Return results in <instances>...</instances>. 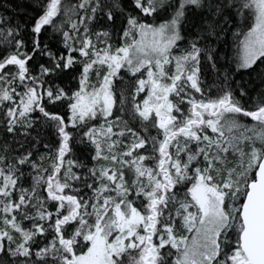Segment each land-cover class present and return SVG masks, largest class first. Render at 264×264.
<instances>
[{
    "label": "snow or ice",
    "instance_id": "obj_1",
    "mask_svg": "<svg viewBox=\"0 0 264 264\" xmlns=\"http://www.w3.org/2000/svg\"><path fill=\"white\" fill-rule=\"evenodd\" d=\"M0 264H264V0H0Z\"/></svg>",
    "mask_w": 264,
    "mask_h": 264
}]
</instances>
